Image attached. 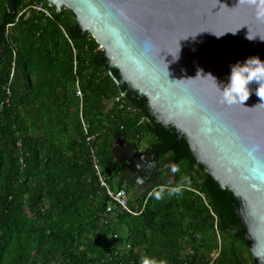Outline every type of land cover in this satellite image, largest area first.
I'll return each instance as SVG.
<instances>
[{
    "label": "trees",
    "instance_id": "16d2710c",
    "mask_svg": "<svg viewBox=\"0 0 264 264\" xmlns=\"http://www.w3.org/2000/svg\"><path fill=\"white\" fill-rule=\"evenodd\" d=\"M21 8L22 0L0 7V264H139L144 255L166 264H252L239 199L197 164L185 140L154 122L143 97L122 96L126 87L72 12L47 5L51 17H19ZM84 125L97 136L92 144ZM146 136L151 151L191 173L133 196L126 164L112 151L118 140L141 148ZM93 151L110 189L128 192L129 210L107 214L111 198ZM173 188L180 190L169 195ZM217 233L232 243L220 245Z\"/></svg>",
    "mask_w": 264,
    "mask_h": 264
},
{
    "label": "water",
    "instance_id": "95a60500",
    "mask_svg": "<svg viewBox=\"0 0 264 264\" xmlns=\"http://www.w3.org/2000/svg\"><path fill=\"white\" fill-rule=\"evenodd\" d=\"M47 2L58 12H72L77 29L89 32L103 49L107 72L120 89L126 87L123 95L143 97L149 114L169 126L178 142L185 138L197 163L239 199L237 212L252 264H264V101L255 93V82L244 102L247 107L223 102L218 90L227 82L233 63L252 55L264 59V19L257 17L256 4L250 0ZM208 30L229 32L217 37ZM249 32L261 38L249 40ZM4 53L0 51V59ZM201 69L205 76L211 73L218 85L211 76H197ZM112 153L126 164L123 180L139 171L129 184L138 189L141 183V192L156 184L177 183L172 159L161 165L152 151L126 140L114 142ZM161 169L163 179L157 182Z\"/></svg>",
    "mask_w": 264,
    "mask_h": 264
},
{
    "label": "clouds",
    "instance_id": "9594fccd",
    "mask_svg": "<svg viewBox=\"0 0 264 264\" xmlns=\"http://www.w3.org/2000/svg\"><path fill=\"white\" fill-rule=\"evenodd\" d=\"M239 2H243V0H239ZM250 2L252 4H256L257 17L260 19H264V0H259V4H257V0H250ZM211 32L217 37H221L229 31ZM231 32L236 33L237 31ZM258 36L259 35L253 36L250 34V32L247 34V38L249 40H254ZM145 43L146 46H150L149 41H146ZM202 73L203 70L201 69L200 74H198L197 76H211L214 79L215 83L218 85L216 78L211 73L207 74L206 76ZM253 82L257 84V87L255 89L256 95L261 97L262 101H264V59H262L259 55H252L244 60H238L230 66V74L228 76L227 82L224 84L223 87L218 85V90L222 96L223 102L228 104H241L245 106L244 102L248 100V98L253 92V89L251 87ZM179 190V188H173L168 192V194L172 195L176 192H179ZM155 197L156 199H161L162 190L155 191ZM139 264H166V261L158 260L156 257L150 255H144L140 258Z\"/></svg>",
    "mask_w": 264,
    "mask_h": 264
},
{
    "label": "built area",
    "instance_id": "2783aa9c",
    "mask_svg": "<svg viewBox=\"0 0 264 264\" xmlns=\"http://www.w3.org/2000/svg\"><path fill=\"white\" fill-rule=\"evenodd\" d=\"M29 11H33V12H37L39 14H44L47 17H51V12L49 11V9L43 5V4H38L35 3L34 5L32 4H28L25 5L23 8H21L20 10V14L19 17H21L22 15H24L25 13H28ZM14 25L11 24L9 25L10 28H12ZM8 94L10 95L11 92L8 91ZM77 95L79 97H82V92L80 90H78ZM123 97H125L124 95H122ZM85 130H86V134H87V142L89 144H92V142H94L97 139V136H91L88 135V126L84 125ZM93 160H94V164L97 170V174L99 176L100 179V186L101 189L103 191H106L107 194L110 196L111 198V202L108 206L107 209V214L113 213L116 210H129V195L128 192L125 189H121L117 192H114L110 189V186L107 184V180L104 177L103 173H102V169L98 160V157L96 156L95 151H93Z\"/></svg>",
    "mask_w": 264,
    "mask_h": 264
},
{
    "label": "rangeland",
    "instance_id": "374dc122",
    "mask_svg": "<svg viewBox=\"0 0 264 264\" xmlns=\"http://www.w3.org/2000/svg\"><path fill=\"white\" fill-rule=\"evenodd\" d=\"M3 3H5V0H0V7L2 6V4ZM35 3H38V4H43V5H45L46 7H47V5L49 6V4H48V2H47V0H40V1H38V0H22V5H23V7L25 6V5H28V4H32V5H34ZM55 7V6H54ZM65 10H67V11H69V12H71L70 10H68V9H65ZM33 11H29L28 13H32ZM10 34V33H9ZM100 49H101V47H100ZM102 51H103V49H101ZM34 73L35 72H33V79H34ZM75 87H78V86H75ZM71 89H74V87H72L71 86ZM151 142H152V139H151V137L150 136H146V138H145V140L143 141V143H142V145H141V150H148V149H150V147H151ZM178 171H179V176H178V171H177V180H178V177H182V179L183 180H185V179H187V178H189L190 177V171H188V169H187V167H181V168H179V169H177ZM195 172V171H194ZM193 173V172H192ZM194 174V177L195 178H197V172L196 173H193ZM138 192H141V191H138ZM133 193H136V191H135V189L134 190H132V194ZM133 196H134V194H133ZM85 212H87V211H85ZM218 235H217V239H218V243L220 244V245H222V242H227V243H232V240L228 237V235H225V236H221V234L220 233H217ZM247 247V246H246ZM247 249V248H246ZM218 255H219V251H214L212 254H211V257L214 259V258H217L218 257Z\"/></svg>",
    "mask_w": 264,
    "mask_h": 264
},
{
    "label": "flooded vegetation",
    "instance_id": "af4514ba",
    "mask_svg": "<svg viewBox=\"0 0 264 264\" xmlns=\"http://www.w3.org/2000/svg\"><path fill=\"white\" fill-rule=\"evenodd\" d=\"M0 27H2L1 25H0ZM2 30H3V28H2ZM2 41H3V38H2V36L0 35V44H2ZM153 119H154V122L157 124V125H160V123L159 122H157V120H156V118H154L153 117ZM163 126V125H162ZM167 130H169V131H171L170 130V127L169 126H164ZM173 133V132H172ZM174 135H175V133H174ZM175 138H176V136H175ZM177 139V138H176ZM183 140H185V138H182V140L180 141V142H182ZM180 142H178V139H177V143H180ZM186 142V141H185ZM148 150H150V149H148ZM142 151H145V150H142ZM151 151V150H150ZM152 153L159 159V162H160V164L161 165H163L164 163H165V161L166 160H168V159H171V158H169L168 156L165 158V159H161L160 158V156H158L159 154H158V152H154V151H152ZM120 158L121 159H124V157H122V156H120ZM147 162V165H148V161H146ZM198 164V163H197ZM181 166H176V169H179ZM139 171H137V170H135L132 174H130V178H129V180L128 181H126V183L129 185V187H131L130 186V184H129V182L130 181H134L135 179H134V177L135 176H137L139 173H138ZM163 170L161 169V171H160V175H159V177L157 178V182L158 181H160L161 179H163ZM152 174H151V172H148L147 173V177L150 179V177L149 176H151ZM147 178V180H149ZM134 179V180H133ZM144 186L140 183V186H139V188L138 189H136L135 187H131V188H133V189H135V190H137V191H141V189L143 188Z\"/></svg>",
    "mask_w": 264,
    "mask_h": 264
},
{
    "label": "crops",
    "instance_id": "0c3cea01",
    "mask_svg": "<svg viewBox=\"0 0 264 264\" xmlns=\"http://www.w3.org/2000/svg\"><path fill=\"white\" fill-rule=\"evenodd\" d=\"M141 149V148H140Z\"/></svg>",
    "mask_w": 264,
    "mask_h": 264
}]
</instances>
